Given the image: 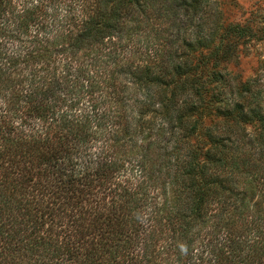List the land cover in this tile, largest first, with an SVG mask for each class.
I'll use <instances>...</instances> for the list:
<instances>
[{
  "label": "trees",
  "instance_id": "16d2710c",
  "mask_svg": "<svg viewBox=\"0 0 264 264\" xmlns=\"http://www.w3.org/2000/svg\"><path fill=\"white\" fill-rule=\"evenodd\" d=\"M215 0H0V264H264V22Z\"/></svg>",
  "mask_w": 264,
  "mask_h": 264
},
{
  "label": "rangeland",
  "instance_id": "374dc122",
  "mask_svg": "<svg viewBox=\"0 0 264 264\" xmlns=\"http://www.w3.org/2000/svg\"><path fill=\"white\" fill-rule=\"evenodd\" d=\"M228 23L256 24L264 22V0H215ZM240 57V66L235 72L243 75L244 79L255 76L264 77V40H254L244 49Z\"/></svg>",
  "mask_w": 264,
  "mask_h": 264
}]
</instances>
